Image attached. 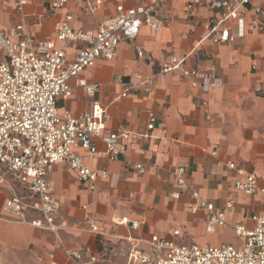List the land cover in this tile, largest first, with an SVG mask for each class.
<instances>
[{
	"label": "crops",
	"instance_id": "crops-1",
	"mask_svg": "<svg viewBox=\"0 0 264 264\" xmlns=\"http://www.w3.org/2000/svg\"><path fill=\"white\" fill-rule=\"evenodd\" d=\"M18 1L0 0V28L9 29L23 21L27 31L42 40L54 35L56 24L68 14H73L75 30H95L116 13L118 3L134 7L152 0H69L61 8L52 6L57 0H27L22 9L17 7ZM210 1L165 0L159 6L164 18L161 31L154 35L144 24L136 38L120 42L112 60L99 58L80 74L99 84L93 95L78 86L76 79L71 80L73 91L59 100V111L79 114L94 103L104 106L110 115L106 130L125 127L130 131L126 156L109 161L77 150L86 165L107 171L106 176L96 178L94 190L67 163L55 165L50 177L62 202L61 214L69 224L60 232L63 243L31 224L0 220V264H77L67 257L66 249L81 246L90 247L97 259L109 260L103 264H125L134 240L145 249L154 235L178 244L235 243L233 226L239 222L252 226L251 216L264 214V196L237 190L234 182L241 175L227 166L228 161L235 162L264 186V29L247 28L243 38L213 42L202 24L219 15L209 6ZM261 6L264 9V0ZM244 10L249 23L253 10ZM261 21L264 23V16ZM195 44L187 65L215 68L225 79L223 86L204 91L190 80H181L178 72H169L164 79L157 76L164 61L187 55ZM85 45L69 42L64 47L67 58L72 59ZM56 46L62 42L56 40ZM138 47L146 56H138ZM151 76L156 81L153 86L146 82ZM122 80L129 86L126 96H122L126 90ZM148 110L156 113L157 122L152 136L145 138L141 134L147 130ZM98 146L104 147L99 141ZM184 164L189 165L188 184L204 199L225 210L226 202L234 200V212L227 213V223L216 232L231 231L233 240L208 242L207 212H193L196 201L191 189L182 190L174 179L173 170ZM3 190L8 193L0 212L14 218L4 210L10 191L0 185V192ZM177 192L180 196L174 198ZM88 213L105 235L89 230ZM31 243L35 247L32 256L26 251Z\"/></svg>",
	"mask_w": 264,
	"mask_h": 264
},
{
	"label": "built area",
	"instance_id": "built-area-1",
	"mask_svg": "<svg viewBox=\"0 0 264 264\" xmlns=\"http://www.w3.org/2000/svg\"><path fill=\"white\" fill-rule=\"evenodd\" d=\"M69 0L53 2L54 8H61ZM165 0H152L149 4L126 7L118 3L116 13L103 20L95 30H75L72 26L73 14L66 15L55 26V34L37 40L21 21L9 29L0 28V185L6 186L10 196L4 203V210L14 218L34 227L53 233L60 243V232L69 227L61 214L62 202L55 194L54 182L50 174L55 165L67 163L79 174V179L89 182L94 190L96 178L107 175L106 170H97L85 164L77 150L82 149L90 158L100 157L116 160L126 156L130 131L106 130L110 115L99 103H94L89 111L73 114L60 112L61 98H68L72 91V79L93 95L98 83L89 82L80 74L93 66L97 59L112 60L123 40L138 36L146 24L152 34H157L164 26V18L159 6ZM262 0H211L209 6L216 9L218 16L202 21L207 34L215 43L235 41L249 30L264 29L261 21L264 9ZM27 0H19L22 9ZM253 10V18L246 21L245 8ZM56 40L62 46H56ZM72 41H82L83 46L72 59H68L64 47ZM197 48L182 57L172 56L161 64L157 76L164 79L169 72H178L181 80H190L204 91H211L225 83L224 77L215 68L203 70L187 65V59ZM139 57L146 56L143 48H137ZM149 86L155 84V77L146 78ZM126 87L122 96L129 89ZM128 86V87H127ZM264 93V89L262 90ZM149 121L146 132L141 136L149 138L156 126L157 115L148 110ZM210 117V116H208ZM98 141L103 148L98 146ZM230 169H237L241 177L234 186L250 195L262 194L255 174H245L233 161H228ZM140 171L143 165L137 164ZM189 165L184 164L173 170L176 183L182 190L191 189V198L196 201L193 212L206 211L205 230L208 234L217 232L219 226L227 223V213L232 214L235 202H226V210L219 209L213 202L204 199L187 182ZM180 192L173 194L178 198ZM264 206V202H263ZM86 209V206H84ZM252 226L243 222L234 227L237 242L220 245L178 244L173 240L154 235L148 248H142L139 240H134L125 264H264V214L251 216ZM86 222L91 232L105 235L103 229L90 213ZM133 223V226H137ZM179 230L174 232L175 235ZM66 255L77 264H103L109 260L97 259L90 247L66 249ZM53 264H58L53 262Z\"/></svg>",
	"mask_w": 264,
	"mask_h": 264
},
{
	"label": "rangeland",
	"instance_id": "rangeland-1",
	"mask_svg": "<svg viewBox=\"0 0 264 264\" xmlns=\"http://www.w3.org/2000/svg\"><path fill=\"white\" fill-rule=\"evenodd\" d=\"M7 193L8 192L6 190H3V192H0V207L2 206V204L4 202V199H5L6 195H7ZM0 220H5V221L9 220V221H15V222L25 223L23 221H20V220L11 218V217H7L4 214H2L1 212H0ZM232 236L233 235H232V232L231 231H228V230H226V231H220L218 233L211 234L209 236V238H208V242H220V241L221 242H225V241H231V240H233V237ZM34 249H35L34 244L31 243L27 247L26 251H27L28 254H30L32 256V255H34ZM38 255H43V254L39 253Z\"/></svg>",
	"mask_w": 264,
	"mask_h": 264
}]
</instances>
